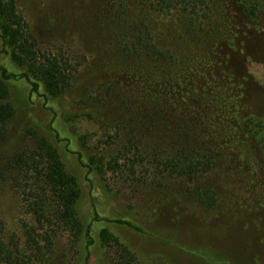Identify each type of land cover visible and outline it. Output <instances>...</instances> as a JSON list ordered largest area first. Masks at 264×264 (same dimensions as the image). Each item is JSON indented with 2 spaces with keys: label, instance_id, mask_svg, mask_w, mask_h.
I'll use <instances>...</instances> for the list:
<instances>
[{
  "label": "rangeland",
  "instance_id": "obj_1",
  "mask_svg": "<svg viewBox=\"0 0 264 264\" xmlns=\"http://www.w3.org/2000/svg\"><path fill=\"white\" fill-rule=\"evenodd\" d=\"M17 1L38 47L66 58L75 69L71 89L48 99L25 77L9 79L16 114L0 137V159L8 158L34 149L29 134L34 128L53 142L78 179L79 214L85 225H92L95 243L90 252L81 243L77 252L68 233L55 227L54 264H114V252L101 243L105 228L145 264H264V163L248 158L246 143L226 145L224 163L207 173L204 182L214 186L215 206L192 200L185 179L162 173L156 165V147L169 137L142 130L119 136L115 124L96 115L113 105L93 102L102 82L119 75L124 84L133 81L114 36L111 0ZM215 1L201 3L195 19H211V28L221 27L224 19L225 33L207 37L206 45L192 41L188 49L203 60L189 74L197 73L208 92L235 98L230 109L219 112L222 123L236 124L248 114L264 117V11L261 19L251 20L237 0H220L219 6ZM127 3L131 19L140 20L147 37L161 39L178 57L189 53L179 40V21L185 17L180 8L164 11L150 0ZM0 63L11 72L23 71L3 52L1 37ZM26 197L10 179H0V221L7 240L13 234L24 239V224L35 223Z\"/></svg>",
  "mask_w": 264,
  "mask_h": 264
},
{
  "label": "trees",
  "instance_id": "obj_2",
  "mask_svg": "<svg viewBox=\"0 0 264 264\" xmlns=\"http://www.w3.org/2000/svg\"><path fill=\"white\" fill-rule=\"evenodd\" d=\"M138 1L145 3L148 0ZM150 1L164 11L181 9L185 17L179 21V40H183L182 49L189 53L178 57L161 39L147 37L148 31L142 30L140 20L131 19L127 0H111L114 36L125 57L124 67L133 81L130 85L124 84L119 75L102 82V92L93 96V102L101 103L103 107H109L112 102V111L106 109L96 115L115 124L119 136L124 131L131 134L142 130L169 137L156 147V165L162 173L185 179L189 184L186 192L192 200L213 207L216 191L212 184L207 185L204 181L207 173L224 163L221 156L226 145L235 147L246 143L248 158L254 160V157L264 163V117L248 114L240 117L236 124L222 123L219 112L230 109L235 98L208 92L207 87L201 88L197 82V73L189 74L203 60L188 49L193 47L192 41L202 40L206 45L207 37L220 38L225 33L224 19L221 27L213 25L212 28L211 19L208 22L207 19H195L197 8L206 0ZM237 1L246 17L251 20L262 18L264 0ZM219 2L215 1L218 6ZM0 37L3 52L23 68L20 73L11 72L0 63V137H4L16 114L15 106L9 100V79L25 77L34 91L48 99L71 89L75 69L66 58L43 52L38 47L17 0H0ZM174 47L180 48L176 44ZM235 112L239 113L237 109ZM29 134L35 139L34 149L0 159V179H10L12 185L24 190L26 205L35 223L24 224V239L13 234L11 240H7L0 221V264H54L55 227L68 233L70 245L77 252L81 243L88 252L95 243L92 225H85L79 214L81 188L77 177L69 171L49 138L40 136L34 128ZM114 163L115 168H119L117 158ZM117 221L140 230L129 220ZM101 243L114 252V264H145L107 228L102 230Z\"/></svg>",
  "mask_w": 264,
  "mask_h": 264
}]
</instances>
